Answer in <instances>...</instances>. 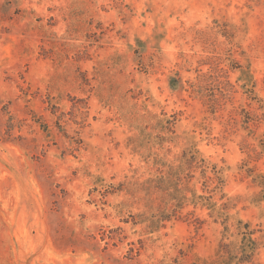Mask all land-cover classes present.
<instances>
[{"label": "rangeland", "instance_id": "rangeland-1", "mask_svg": "<svg viewBox=\"0 0 264 264\" xmlns=\"http://www.w3.org/2000/svg\"><path fill=\"white\" fill-rule=\"evenodd\" d=\"M0 264H264V0H0Z\"/></svg>", "mask_w": 264, "mask_h": 264}, {"label": "trees", "instance_id": "trees-1", "mask_svg": "<svg viewBox=\"0 0 264 264\" xmlns=\"http://www.w3.org/2000/svg\"><path fill=\"white\" fill-rule=\"evenodd\" d=\"M259 100L261 101V99H259ZM253 247H254V246H252V248H253ZM252 248H251V249H252Z\"/></svg>", "mask_w": 264, "mask_h": 264}]
</instances>
